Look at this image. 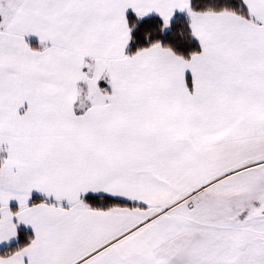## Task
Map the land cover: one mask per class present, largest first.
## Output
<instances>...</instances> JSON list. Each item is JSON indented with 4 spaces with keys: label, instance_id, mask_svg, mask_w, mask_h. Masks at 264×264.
Masks as SVG:
<instances>
[{
    "label": "snow or ice",
    "instance_id": "6c2138e0",
    "mask_svg": "<svg viewBox=\"0 0 264 264\" xmlns=\"http://www.w3.org/2000/svg\"><path fill=\"white\" fill-rule=\"evenodd\" d=\"M0 264H264V0H0Z\"/></svg>",
    "mask_w": 264,
    "mask_h": 264
},
{
    "label": "crops",
    "instance_id": "0c3cea01",
    "mask_svg": "<svg viewBox=\"0 0 264 264\" xmlns=\"http://www.w3.org/2000/svg\"><path fill=\"white\" fill-rule=\"evenodd\" d=\"M31 39H32L33 42H36V38L34 36L31 37Z\"/></svg>",
    "mask_w": 264,
    "mask_h": 264
},
{
    "label": "trees",
    "instance_id": "16d2710c",
    "mask_svg": "<svg viewBox=\"0 0 264 264\" xmlns=\"http://www.w3.org/2000/svg\"><path fill=\"white\" fill-rule=\"evenodd\" d=\"M33 42V41H32ZM33 43H35V42H33Z\"/></svg>",
    "mask_w": 264,
    "mask_h": 264
}]
</instances>
